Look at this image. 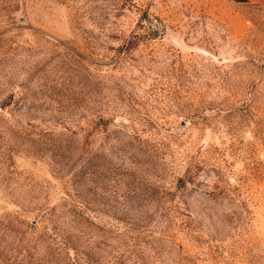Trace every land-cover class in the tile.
I'll list each match as a JSON object with an SVG mask.
<instances>
[{"label":"rangeland","instance_id":"rangeland-1","mask_svg":"<svg viewBox=\"0 0 264 264\" xmlns=\"http://www.w3.org/2000/svg\"><path fill=\"white\" fill-rule=\"evenodd\" d=\"M0 264H264V7L0 0Z\"/></svg>","mask_w":264,"mask_h":264},{"label":"crops","instance_id":"crops-1","mask_svg":"<svg viewBox=\"0 0 264 264\" xmlns=\"http://www.w3.org/2000/svg\"><path fill=\"white\" fill-rule=\"evenodd\" d=\"M241 1L264 7V0H241Z\"/></svg>","mask_w":264,"mask_h":264}]
</instances>
